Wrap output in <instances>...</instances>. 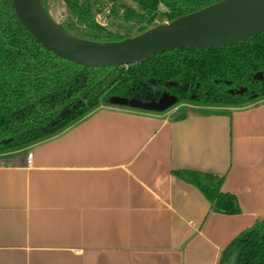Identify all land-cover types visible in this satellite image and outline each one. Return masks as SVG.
<instances>
[{"label":"crops","instance_id":"1","mask_svg":"<svg viewBox=\"0 0 264 264\" xmlns=\"http://www.w3.org/2000/svg\"><path fill=\"white\" fill-rule=\"evenodd\" d=\"M177 171L224 178L240 214L215 212ZM262 220L264 100L163 113L102 107L0 154V264H219Z\"/></svg>","mask_w":264,"mask_h":264},{"label":"trees","instance_id":"2","mask_svg":"<svg viewBox=\"0 0 264 264\" xmlns=\"http://www.w3.org/2000/svg\"><path fill=\"white\" fill-rule=\"evenodd\" d=\"M128 1L140 12L125 8L123 20L150 27L162 7L171 22L222 0ZM99 2L65 0L81 27L70 24L80 31L77 37L108 42L133 37L98 38L106 33L95 18ZM164 94L177 99L172 108L184 103L246 108L264 100V32L234 46L172 50L128 67L87 68L42 47L19 23L12 0H0V154L53 139L102 107L135 110L113 104L112 98L147 102ZM176 175L196 186L215 212L240 214L237 198L222 192L224 178L195 171ZM219 264H264V220L239 234Z\"/></svg>","mask_w":264,"mask_h":264},{"label":"water","instance_id":"3","mask_svg":"<svg viewBox=\"0 0 264 264\" xmlns=\"http://www.w3.org/2000/svg\"><path fill=\"white\" fill-rule=\"evenodd\" d=\"M16 17L46 50L83 67H128L172 50L229 47L264 32V0H222L121 41H93L70 34L44 0H12ZM117 106L152 113L171 109L168 94L152 101L112 98Z\"/></svg>","mask_w":264,"mask_h":264},{"label":"rangeland","instance_id":"4","mask_svg":"<svg viewBox=\"0 0 264 264\" xmlns=\"http://www.w3.org/2000/svg\"><path fill=\"white\" fill-rule=\"evenodd\" d=\"M78 1L80 4H83L85 0ZM47 6L50 14L56 22L65 26L72 35H80V31L78 32L76 28H71L70 24L75 25L76 23L77 27L80 25L77 23L76 19H72V16H70L65 0H47ZM125 8H131L137 12H140L138 6L128 0H119V4H116V6L112 3L106 2L105 0H100L99 4L95 7L94 13L96 21L99 25L106 29V33H99V39L108 40L115 39L117 36H135L140 34L143 28L149 27L147 24L141 22L124 21L123 17ZM165 11L166 10L164 7L160 9L157 19L153 25L149 27V29L157 25L168 23L165 17ZM79 29H81V27H79ZM152 100L153 99H150L149 101Z\"/></svg>","mask_w":264,"mask_h":264},{"label":"built area","instance_id":"5","mask_svg":"<svg viewBox=\"0 0 264 264\" xmlns=\"http://www.w3.org/2000/svg\"><path fill=\"white\" fill-rule=\"evenodd\" d=\"M31 157V155H29Z\"/></svg>","mask_w":264,"mask_h":264}]
</instances>
